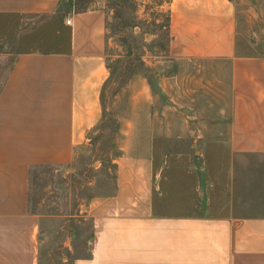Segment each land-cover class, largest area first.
Returning <instances> with one entry per match:
<instances>
[{
  "label": "crops",
  "instance_id": "obj_1",
  "mask_svg": "<svg viewBox=\"0 0 264 264\" xmlns=\"http://www.w3.org/2000/svg\"><path fill=\"white\" fill-rule=\"evenodd\" d=\"M169 10V54L196 73L188 89L177 87L183 73L174 74L173 87L163 86L171 102L157 117L147 78H135L141 90L129 86L131 103L147 112L120 122L115 194L89 205V254L72 264H264V216L213 213L210 206L222 202L211 193L199 197L191 187L185 199L155 186L160 135L225 143L232 157L264 155V0H172ZM22 14H55L66 38L47 51L17 53L0 88V264H39L31 170L73 161L102 122L111 75L104 10H79L76 0H0V16ZM199 106L209 116L193 120ZM168 108L179 116L167 117Z\"/></svg>",
  "mask_w": 264,
  "mask_h": 264
},
{
  "label": "rangeland",
  "instance_id": "obj_2",
  "mask_svg": "<svg viewBox=\"0 0 264 264\" xmlns=\"http://www.w3.org/2000/svg\"><path fill=\"white\" fill-rule=\"evenodd\" d=\"M171 1L76 0L79 10L105 11V55L111 75L102 95V122L89 133V141L76 148L73 161L64 167L41 165L31 170L29 211L41 219L39 264H72L76 258L89 254V205L94 198L116 191L115 160L124 145L120 122L123 118L145 116L147 112L142 104L131 103L129 86L138 90L142 87L135 78H147L153 99L151 110L156 117L171 102L161 90L164 85L174 86L175 73H183L176 80L177 87L183 84L188 89L196 73L193 66L169 54ZM58 22L55 14L0 16V88L17 53L60 47L62 36L66 35L59 32ZM169 90L173 97V89ZM221 113L216 110L213 121L222 120ZM174 115L179 113L168 108L167 117L172 119ZM190 115L193 120L209 116L200 106L192 108ZM198 128L207 132L210 129L206 125ZM155 148V186L165 195L168 192L173 196V191L178 190L186 199L190 188L195 187L197 196L211 193L214 203L222 202L221 206H210L213 213L264 216V155L232 157L225 143L173 141L161 135ZM200 150H204L203 156L196 154ZM166 210L173 212L170 206Z\"/></svg>",
  "mask_w": 264,
  "mask_h": 264
},
{
  "label": "built area",
  "instance_id": "obj_3",
  "mask_svg": "<svg viewBox=\"0 0 264 264\" xmlns=\"http://www.w3.org/2000/svg\"><path fill=\"white\" fill-rule=\"evenodd\" d=\"M66 23H67V24H70V23H71V20H67Z\"/></svg>",
  "mask_w": 264,
  "mask_h": 264
}]
</instances>
